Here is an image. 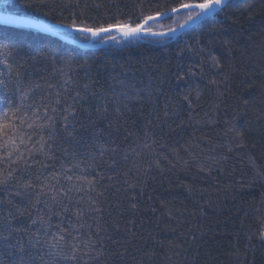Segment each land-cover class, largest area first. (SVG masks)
Masks as SVG:
<instances>
[{"label": "trees", "instance_id": "16d2710c", "mask_svg": "<svg viewBox=\"0 0 264 264\" xmlns=\"http://www.w3.org/2000/svg\"><path fill=\"white\" fill-rule=\"evenodd\" d=\"M10 2V11L40 23L116 29L141 27L191 0ZM231 4L164 41L113 35L93 44L103 47L80 50L27 29L31 35L15 37L22 50L10 69L0 66L11 101L21 102L14 92L18 71L25 86H38L34 99L60 103L49 113L54 138L44 132L50 148L35 151L34 134L28 144L34 155L24 152L31 168L23 161L12 167L37 189L51 182L58 191L69 183L81 191L35 203L13 182L0 188V225L12 220L35 233L39 223L10 215L28 207L52 231L63 228L96 244L89 255L84 248L78 260L59 264H264V0ZM187 17L180 13L144 34L170 33ZM69 106L70 137L62 120Z\"/></svg>", "mask_w": 264, "mask_h": 264}, {"label": "snow or ice", "instance_id": "6c2138e0", "mask_svg": "<svg viewBox=\"0 0 264 264\" xmlns=\"http://www.w3.org/2000/svg\"><path fill=\"white\" fill-rule=\"evenodd\" d=\"M15 5L10 0H0V66L7 71L12 67L16 55L22 50L23 41L15 39L19 35H31L30 32H24L26 29H34L37 32H54L59 34L62 31L71 30L79 32L82 35H91L92 37H99L102 33H108L113 30L114 26L107 28H88L72 25H50L40 23L25 16L17 15L10 11ZM26 7L32 5L26 4ZM232 7L231 0H191V2L181 3L178 8L174 7L172 11L179 12L181 10H188V17L184 24L180 27L184 28L189 23H196L197 21L209 16L213 13H220ZM151 19V17H149ZM115 30L121 31L124 37L139 35L140 27L119 26ZM170 31L175 32V29ZM152 35H164L157 33H150ZM11 57V59H9ZM9 76L11 73L9 72ZM14 92L20 98V104H15L11 101L8 95V88L10 80L0 79V91H3V100H0V188H7L15 182L27 194L35 195V203L40 202V198L46 197L51 199L54 203L58 198L70 199L69 193L73 191H81L80 188L69 183V187L64 191L56 190L55 186L49 183H41L37 186L31 182L22 183L20 177L17 175L21 171L17 165L23 161L26 168L30 169L31 165L27 163L24 156L25 150L29 156L34 155L35 145L32 148L28 144L32 142V136L37 134L40 136L38 143L40 144L39 151L45 152V148H50L48 140L44 137L45 129H48V137L54 138L56 131L55 117L49 113H55L57 108L55 104H59L60 100L56 99L54 102H46L43 99L37 101L34 99L36 87L32 85L25 86L23 77L17 71L15 76ZM64 115L62 120L64 122V131L68 136L72 135L74 126L69 129V122L74 117V112L71 106L63 109ZM103 154V153H101ZM73 167H76L74 165ZM64 171H70L66 169ZM71 182L72 177H64ZM40 177L37 176V180ZM60 176L54 175L53 180L59 181ZM89 186L91 181L88 182ZM19 194V193H18ZM79 203V201H77ZM67 211V209H65ZM13 219H22L25 216L32 220L33 224L39 223L41 227L35 233H28L26 228L16 226L12 220L6 221L0 225V264H59L60 261H76L79 259L78 252L83 251L84 248L88 251L84 255H89L92 250L96 249V244L89 241H79L77 236L72 235V231L58 228L57 231L51 230V225L42 216L39 219L32 218V212L28 207L17 208L14 213H10ZM77 219L82 217L83 212L77 210L73 213ZM47 225V227H45ZM83 225H71L70 228L76 231ZM43 235V239H41ZM71 237V239H69ZM264 239V234L261 235ZM83 245V248L81 247ZM47 250L46 253L43 250ZM45 255L50 259H45ZM99 260V257H96Z\"/></svg>", "mask_w": 264, "mask_h": 264}, {"label": "water", "instance_id": "95a60500", "mask_svg": "<svg viewBox=\"0 0 264 264\" xmlns=\"http://www.w3.org/2000/svg\"><path fill=\"white\" fill-rule=\"evenodd\" d=\"M183 12L188 13V10H181L179 12H175V13H172V14L167 15V16H163L160 18H155V19L149 20L140 27L141 31H140L139 35L130 36L127 38L122 35L121 31H117L115 29H113L112 31H110L108 33H102L99 37H95V38L92 37L90 34L89 35H82L79 32H74L71 30L62 31L59 34L54 33V32H38V33L46 35V36L51 37L53 39H56V40L66 44L68 46L75 47V48L80 49V50H88V49H97V48L105 46V43H102V44L97 45V46H94L93 44H95L99 39H101L103 37L113 36V35L116 36V40L126 39L128 41H130V40L164 41V40H167V39H170L173 37L179 38L182 35L188 33L189 31L193 30L194 28H196L198 25H200V24L204 23L205 21L211 19L212 17H214L217 14V13L210 14L209 16L197 21L196 23H189L184 28L180 27L179 29L175 30V32L165 33L164 35H146V34H144V29H146L148 26L169 20V19H171V18H173V17H175L178 14L183 13ZM27 30L37 32L34 29H27ZM64 35H77V36H81V37H87V38L93 39V41L89 45H81V44H78V43H76L70 39L65 38ZM263 241H264V239H263Z\"/></svg>", "mask_w": 264, "mask_h": 264}]
</instances>
